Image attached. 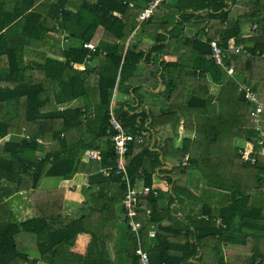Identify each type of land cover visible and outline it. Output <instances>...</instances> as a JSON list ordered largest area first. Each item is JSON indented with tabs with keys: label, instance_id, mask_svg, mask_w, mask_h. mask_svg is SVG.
Instances as JSON below:
<instances>
[{
	"label": "trees",
	"instance_id": "trees-1",
	"mask_svg": "<svg viewBox=\"0 0 264 264\" xmlns=\"http://www.w3.org/2000/svg\"><path fill=\"white\" fill-rule=\"evenodd\" d=\"M39 1L14 0L8 6L0 0V141L10 134L23 136L0 143V264L38 263L22 248V234L37 236L40 259L49 264H113L101 250V236L87 226L91 221L84 215L79 220L65 216L64 190H41L48 176L69 178L82 171L86 150L101 151L115 166L112 118L136 138L169 124L175 133L161 152L135 141L127 155L131 180L143 179L151 189L138 199L137 216L146 247L153 226L158 233L160 246L151 264H264V154L252 163L237 146L239 139H247L257 153L264 149L242 89L247 82L264 86V0H169L144 21L140 15L150 0H44L33 9ZM186 29L201 38L190 37ZM136 31L152 35L148 50L137 42L126 46ZM61 35L75 43L63 46ZM211 40L222 47V64L212 55ZM34 42L42 49L31 50ZM87 42L98 44L96 52L84 47ZM95 59L92 68L87 61ZM161 83L164 90L158 95L164 105L143 110L140 121L130 114L128 102L112 104L117 87L143 104L142 90H156ZM213 85L221 87L217 95ZM79 97L86 99L85 111L59 109V103ZM145 120H151L148 126ZM187 131L195 136L187 138ZM41 140L50 150L39 160ZM166 159L187 164L164 170L168 174L160 178L156 170ZM110 172L108 189L95 194L92 209L104 210L125 198L126 183ZM194 172L206 182V199L188 188ZM165 183L179 202L183 197L201 203L191 232L162 225L159 199ZM23 191L31 194L36 212L26 222L6 201ZM87 235L88 241L81 238ZM230 242L247 250L233 263L216 250ZM81 245L85 254L79 253Z\"/></svg>",
	"mask_w": 264,
	"mask_h": 264
},
{
	"label": "crops",
	"instance_id": "crops-1",
	"mask_svg": "<svg viewBox=\"0 0 264 264\" xmlns=\"http://www.w3.org/2000/svg\"><path fill=\"white\" fill-rule=\"evenodd\" d=\"M44 0L39 1L38 5H36L33 9L39 8L40 4ZM58 1V0H54ZM6 5L12 6L14 3L10 0H5ZM145 2L140 0L138 4H144ZM43 4V3H42ZM41 4V5H42ZM133 6V4H130ZM39 6V7H37ZM76 6V5H73ZM70 9L76 11L75 7L70 6ZM32 11V10H30ZM208 30V29H207ZM188 31V35L194 38L197 35V32L192 29H186ZM66 39V38H65ZM65 39L62 38L64 41ZM49 41H53V39L48 38ZM61 41L63 46L75 43V41ZM139 43L140 48L143 50H148L153 43L152 35H144L142 36L139 31H136L131 38L128 40L126 46H129L131 43ZM38 43V44H37ZM43 44V43H41ZM98 44H96L97 46ZM29 53H26L25 59L30 61V46L26 47ZM98 48V46H97ZM40 42H34L31 50H41ZM45 46L43 45V50H45ZM91 57V55H90ZM97 59L93 61H87L88 64L95 66L97 64ZM145 71V65L141 64L139 66V72L143 74ZM29 74V70H28ZM254 85V84H252ZM257 86V87H256ZM256 88L259 91L264 93V86L260 84H256ZM221 87L218 85H213L212 94L217 95L220 91ZM160 90H164V86L160 85V88L154 90L151 88H145L142 90V94L145 98L144 103L142 104L140 101H135L132 99L131 95L126 92H123L121 88H116L114 90V94L112 97V104L115 106L117 103H125L128 102L129 106L132 107L133 110L130 111V114H134L135 116H139L143 110L149 111L150 108H161L160 106L164 105V101L162 97L158 95ZM15 103L11 105L15 107ZM60 110L67 109H76L80 108L82 111L86 109V99L83 97H79L74 100H68L65 102H61L58 105ZM141 120V116H139L138 121ZM146 125L148 126L151 120H145ZM263 122V131H264V121ZM175 136L174 131L171 129V125H167L165 129H162L161 126L155 127L153 130L144 131L141 135L137 136V142L148 147L152 151L161 152L166 138H173ZM187 138H193L195 136L194 132L187 131L185 133ZM22 135L10 134L2 141L1 144L12 140L17 141L21 139ZM42 147H40L38 151V159L42 160L48 154L50 150V144L42 142ZM237 146L241 151L247 150L251 152L252 155L258 156L259 153L255 150V145L247 139H239L237 141ZM263 151V150H262ZM261 151V152H262ZM260 152V153H261ZM103 153L97 150H86L82 153L81 162L84 163V167L82 171L75 173L72 177L64 178L62 176H48L43 179L41 184L42 191H52V190H64L65 192V201H64V214L65 216H69L73 220H79L83 215L88 219L87 222H90L91 225L88 226L91 229L92 233H96L98 236H101L102 240L100 242L101 250L108 253L109 258L112 259L113 264L116 261L119 264H134L137 261V257L135 255V242L133 241L134 236L131 234L128 224L126 222V218L124 215V211L122 210L124 206V200L113 205L106 207L104 210H95L92 209L95 194L102 192V190L108 189V182L106 181L111 175L112 164L111 159L108 158L105 160ZM187 162H179L174 161L173 159H166L164 165L157 169V173L160 178H163L162 175H167L168 172H164V170H170L178 165H186ZM109 171V174L106 173ZM136 182L140 187L146 186L143 179H137ZM163 192L159 199V206L162 210H164L165 219L162 222L164 227L180 230L185 233H189L192 231L191 222L197 219V214L201 212V203L197 201H193L192 199L186 198L184 201L183 197L179 199L175 198V194L172 193L173 187L171 184L166 185L162 184ZM189 190L195 194L198 198L206 197V182L203 180L202 176L198 172H194L192 177L188 183ZM175 198L176 200L170 204L171 198ZM125 199V198H124ZM206 199V198H205ZM9 203L13 213L19 219L20 222H26L29 220H33L36 217V212L33 207L31 194L28 191H23L13 195L6 199ZM105 207V206H104ZM150 213V212H148ZM146 215V219L150 218V216ZM148 216V217H147ZM139 218L142 220L141 216ZM144 220V219H143ZM142 220V221H143ZM163 235H172L167 232H161ZM183 239H186L187 236L182 235ZM85 241L89 236H82ZM20 242L23 239L30 240L29 245L21 244L25 252L30 253V260L36 258L39 259L37 264H49L40 259V248H39V240L34 234H22L20 236ZM135 239V238H134ZM80 243V242H79ZM28 244V243H27ZM160 246L158 233L154 228L149 232L148 235V246L147 249L150 251V254L153 255L154 250ZM216 250L219 252V255L225 260V262L233 263L238 257L245 255V247L243 245H239L238 243H222L221 246L216 247ZM174 251V250H173ZM80 254L86 253V246H82L79 250ZM190 262V261H189Z\"/></svg>",
	"mask_w": 264,
	"mask_h": 264
},
{
	"label": "built area",
	"instance_id": "built-area-1",
	"mask_svg": "<svg viewBox=\"0 0 264 264\" xmlns=\"http://www.w3.org/2000/svg\"><path fill=\"white\" fill-rule=\"evenodd\" d=\"M169 2V0H150L147 7L142 11L140 19L142 21L149 19L155 13L156 7L161 4ZM61 38L65 39L64 35H61ZM196 38H201L196 36ZM85 48H88L92 52H96L97 46L95 43L87 42L84 44ZM212 55L217 61V63L223 62L222 47L219 45L217 40H211ZM234 69L230 68L229 73H233ZM242 89L245 93L246 100L252 105L251 114L256 119L258 130L260 131L262 137L264 138L263 131V122L260 119V116L264 113V102H263V92L256 89V87L250 83H244ZM112 127L115 131L112 134V144L115 149L116 162L112 170L122 177V180L126 183L127 193L124 199V215L126 222L128 224L131 234L134 236L136 241L135 255L137 261L134 264H151V254L145 245L143 239V228L144 225L137 219L139 203L138 199L141 196H146L151 193V189L148 186L140 187L137 182H133L129 176L127 170V155L130 149V146L133 142L136 141V136L126 130L124 125L118 121L116 118H112ZM263 138L259 139L258 143L262 145L264 143ZM244 160L250 161L252 163L256 162V156L252 155L251 152L247 150L241 151ZM264 154V149L260 155ZM186 162V160H185ZM106 173L109 174V171ZM156 195L158 193H155ZM150 216V213H148ZM154 228V226H153ZM259 260L257 261V263Z\"/></svg>",
	"mask_w": 264,
	"mask_h": 264
},
{
	"label": "rangeland",
	"instance_id": "rangeland-1",
	"mask_svg": "<svg viewBox=\"0 0 264 264\" xmlns=\"http://www.w3.org/2000/svg\"><path fill=\"white\" fill-rule=\"evenodd\" d=\"M259 155H260V153H259ZM257 157V156H256ZM30 240H27V239H23L20 243L21 244H26V245H28L30 242H29ZM28 243V244H27ZM245 253H247V250H246V248H245ZM244 256V255H243Z\"/></svg>",
	"mask_w": 264,
	"mask_h": 264
},
{
	"label": "water",
	"instance_id": "water-1",
	"mask_svg": "<svg viewBox=\"0 0 264 264\" xmlns=\"http://www.w3.org/2000/svg\"><path fill=\"white\" fill-rule=\"evenodd\" d=\"M115 264H119V262H118V261H116V262H115Z\"/></svg>",
	"mask_w": 264,
	"mask_h": 264
}]
</instances>
